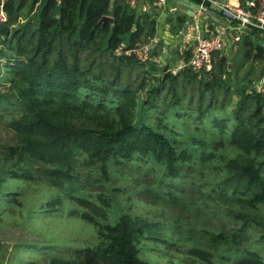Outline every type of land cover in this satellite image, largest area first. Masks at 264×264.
I'll return each mask as SVG.
<instances>
[{
  "label": "trees",
  "instance_id": "obj_1",
  "mask_svg": "<svg viewBox=\"0 0 264 264\" xmlns=\"http://www.w3.org/2000/svg\"><path fill=\"white\" fill-rule=\"evenodd\" d=\"M3 8L0 124L14 144L0 145V182L42 177L65 187L77 208L56 198L40 213L78 211L97 240L39 264H152L146 250L200 264H264V97L232 89L225 57L212 56L209 71L173 74L125 55L154 37L156 22L111 0H5ZM263 57L258 47L255 61ZM98 165L143 174L149 182L137 181V194L154 188L180 210L187 197L173 185L190 187L205 226L173 238L160 220L122 212L112 221L114 195L102 181L88 174L77 185L78 170Z\"/></svg>",
  "mask_w": 264,
  "mask_h": 264
},
{
  "label": "rangeland",
  "instance_id": "obj_2",
  "mask_svg": "<svg viewBox=\"0 0 264 264\" xmlns=\"http://www.w3.org/2000/svg\"><path fill=\"white\" fill-rule=\"evenodd\" d=\"M238 56L240 59V52ZM217 57L213 60H217ZM227 61L230 62V59ZM247 61L249 63V60ZM255 68L263 69L264 62L259 61ZM237 71L238 68L231 75L232 89L238 90L246 87L249 91H255L254 84L257 80L253 77V69L241 74ZM235 101L236 98L233 97V102ZM13 144V133L7 129L5 124H0V145ZM104 170L107 175L103 174ZM77 173L80 180V182L77 181L79 189L83 188L85 177L90 174L102 181L107 190L106 194L114 195L111 214H109V219L112 221L116 220L122 212L131 216H142L145 219L160 220L165 224L164 231L173 238L185 236L187 230H198L205 226L203 222L208 216L194 211V206L190 203L195 202L196 196L193 195L196 194L189 195L188 188H191L188 186L173 185L176 186L173 187L175 189H183L182 193L187 197V200L185 199L186 210H180L179 207L171 206L164 200L156 198L157 191L152 187L148 196L144 193L137 194L141 189L137 181L149 182L143 174L136 175L135 172L129 171L122 177L117 168L100 165L96 168L80 169ZM48 180L41 177L32 182L23 180L0 182V264H27L29 262L39 264L49 260L53 253L65 255V252H70V250L92 247L97 243L94 227L81 219L78 211L71 214L55 211L40 213L42 205L56 198H60L58 206L66 211L77 208L76 203L66 195L65 187H56L49 183L52 181L48 182ZM91 190L86 187L85 195ZM6 192L15 193L7 197L10 203L4 199L3 194ZM188 197L193 201L189 203ZM171 227L174 229L177 227L175 232L178 234L174 233ZM262 243L264 244V238ZM147 245L151 247V244L147 243ZM45 251L47 254H43ZM141 255L152 264H200L181 260L175 255L163 257L158 252L149 250L142 251Z\"/></svg>",
  "mask_w": 264,
  "mask_h": 264
},
{
  "label": "crops",
  "instance_id": "obj_3",
  "mask_svg": "<svg viewBox=\"0 0 264 264\" xmlns=\"http://www.w3.org/2000/svg\"><path fill=\"white\" fill-rule=\"evenodd\" d=\"M111 1L112 3L128 5L135 11L136 17L146 16L155 19L154 37L150 40L142 38L137 46L151 44L152 42L148 62L157 65L159 69H168L173 74L178 72L182 69L181 66L187 63L185 58L189 56L190 60L192 56L196 34L208 37L217 29L223 28L226 30L223 49L221 52L215 53V56L213 54V59L217 56H223L226 60L230 59V62L227 61L228 70L232 68L234 73L238 68L237 73L241 74L246 70L248 72L253 69L255 80L264 81V68L261 70L255 68L259 61L264 62V57L255 61L257 48L264 50V34L251 31L235 43L232 32L229 30L230 22L212 5L211 1L214 0H167L164 8H157L152 0ZM216 1L244 7L249 0ZM190 6L193 7L192 10L189 9ZM180 20H182V23ZM186 24V31L183 32V26ZM239 52L241 54L240 59H238ZM247 52L252 55V60L249 63L246 58Z\"/></svg>",
  "mask_w": 264,
  "mask_h": 264
},
{
  "label": "built area",
  "instance_id": "obj_4",
  "mask_svg": "<svg viewBox=\"0 0 264 264\" xmlns=\"http://www.w3.org/2000/svg\"><path fill=\"white\" fill-rule=\"evenodd\" d=\"M4 1L0 0V22L6 20L3 8ZM131 1L133 2L134 0ZM152 1L157 8H164L167 2V0ZM259 1V6H257L255 0H249L244 7L216 0L211 1L212 5L230 22L229 30L232 32L235 43L239 42L246 33L251 31L264 34V0ZM225 32L226 30L222 28L217 29L208 37L196 34L194 36L192 56L181 68H187L193 72L209 71L212 67L213 54L219 53L223 49ZM151 44L136 46L134 49L126 50L123 53L125 55L134 54L140 62L145 63L149 61L152 50ZM254 86L255 92L264 97V81H257Z\"/></svg>",
  "mask_w": 264,
  "mask_h": 264
},
{
  "label": "water",
  "instance_id": "obj_5",
  "mask_svg": "<svg viewBox=\"0 0 264 264\" xmlns=\"http://www.w3.org/2000/svg\"><path fill=\"white\" fill-rule=\"evenodd\" d=\"M220 2H222V1H220ZM196 7H198V6L196 5ZM192 8H193V7L190 6L189 9L192 10ZM190 16L192 17L193 15L191 14ZM100 22H102V23H106V22H108V23L112 24V23H113V18H111V17H102L101 20H100ZM187 24H188V23H187ZM187 24H186L185 26H183V32L186 31ZM134 28H135V26H133V29H134ZM227 67H229V65H228ZM228 69H229V68H228Z\"/></svg>",
  "mask_w": 264,
  "mask_h": 264
}]
</instances>
